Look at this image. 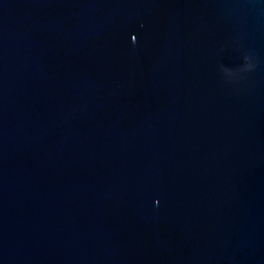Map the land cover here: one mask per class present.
Instances as JSON below:
<instances>
[{
	"label": "water",
	"instance_id": "obj_1",
	"mask_svg": "<svg viewBox=\"0 0 264 264\" xmlns=\"http://www.w3.org/2000/svg\"><path fill=\"white\" fill-rule=\"evenodd\" d=\"M0 264H264V0H0Z\"/></svg>",
	"mask_w": 264,
	"mask_h": 264
}]
</instances>
